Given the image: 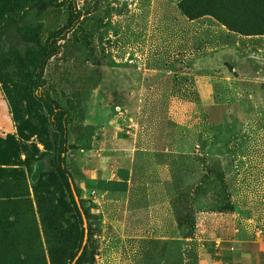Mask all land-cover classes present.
<instances>
[{
    "label": "rangeland",
    "instance_id": "obj_1",
    "mask_svg": "<svg viewBox=\"0 0 264 264\" xmlns=\"http://www.w3.org/2000/svg\"><path fill=\"white\" fill-rule=\"evenodd\" d=\"M43 1L59 54L40 93L70 112L81 216L44 111L0 81V218L16 224L0 264H73L83 215L82 264H264V0H0V31ZM99 143L135 163L124 197L83 194L78 160Z\"/></svg>",
    "mask_w": 264,
    "mask_h": 264
},
{
    "label": "trees",
    "instance_id": "obj_2",
    "mask_svg": "<svg viewBox=\"0 0 264 264\" xmlns=\"http://www.w3.org/2000/svg\"><path fill=\"white\" fill-rule=\"evenodd\" d=\"M201 1L210 2L212 0ZM226 1L236 2V0ZM50 6L51 4L47 1L41 2L38 6L28 11L20 23L0 31V81L4 82L8 80L13 82L20 95L28 102L33 113L38 114L44 111L45 124L43 122L35 129L38 130L44 124L46 130L51 132L53 139L58 143L59 156L57 158V164L60 175L65 182L68 196L74 206V214L81 216L80 208L74 196V183L71 182L73 176L67 170L66 161L63 157L68 153V121L70 112L53 100L48 94L40 93L45 83V69L49 62L59 54L56 35H49L45 39L48 31L44 22L49 15L48 11ZM182 8L185 11L184 6ZM217 17L230 29L236 32H243L242 29L233 26L229 20H223L220 15ZM76 172V174H81L79 170ZM83 179H86L85 176H83ZM86 187L87 189H93L88 187V185ZM109 191L117 190L111 189ZM127 191V188L123 190V192ZM76 192L80 197L82 192L80 194L77 188ZM0 227L3 236L8 237L9 230L15 228L16 224L10 218L3 215L0 218ZM81 247L82 245L80 249ZM86 253L85 249L76 264H82L84 262Z\"/></svg>",
    "mask_w": 264,
    "mask_h": 264
},
{
    "label": "crops",
    "instance_id": "obj_3",
    "mask_svg": "<svg viewBox=\"0 0 264 264\" xmlns=\"http://www.w3.org/2000/svg\"><path fill=\"white\" fill-rule=\"evenodd\" d=\"M182 147L179 152L183 154H194L197 152L195 137L183 138L181 140ZM104 144L99 143L95 148L91 149L85 158L78 160L77 169L81 174L76 176L79 179L83 194H114L118 197L126 196L132 187V182L135 175V163L129 157L124 158L126 154H122V161L124 162L120 167L112 164V161L117 160L116 153H104ZM85 176L86 179H83ZM93 189H87V186ZM127 192H123L124 189ZM105 189L104 191H102ZM115 189L117 191H109ZM252 223L253 221H248ZM252 224H245L241 230L240 241L248 242L252 231H254Z\"/></svg>",
    "mask_w": 264,
    "mask_h": 264
},
{
    "label": "water",
    "instance_id": "obj_4",
    "mask_svg": "<svg viewBox=\"0 0 264 264\" xmlns=\"http://www.w3.org/2000/svg\"><path fill=\"white\" fill-rule=\"evenodd\" d=\"M73 190H74V196H75L76 202H77L79 208L82 209L80 199H79V197L75 191L74 186H73ZM83 219H84V225H85V239H84L83 247H82L81 251L79 252L76 260L73 262V264H76L78 262L79 258L81 257V255H82V253H83V251H84V249L88 243V239H89V225H88V221H87V218L85 215H83Z\"/></svg>",
    "mask_w": 264,
    "mask_h": 264
}]
</instances>
